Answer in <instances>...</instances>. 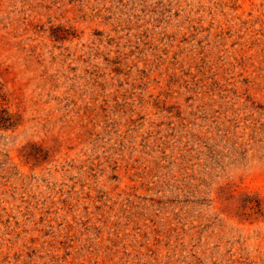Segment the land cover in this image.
I'll return each mask as SVG.
<instances>
[{"label":"rangeland","instance_id":"1","mask_svg":"<svg viewBox=\"0 0 264 264\" xmlns=\"http://www.w3.org/2000/svg\"><path fill=\"white\" fill-rule=\"evenodd\" d=\"M0 264H264V0H0Z\"/></svg>","mask_w":264,"mask_h":264}]
</instances>
